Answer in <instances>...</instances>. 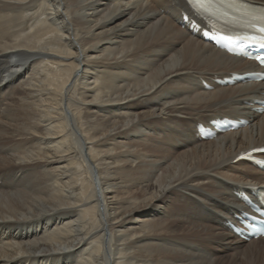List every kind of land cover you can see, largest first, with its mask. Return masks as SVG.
I'll return each mask as SVG.
<instances>
[{
  "label": "bare ground",
  "instance_id": "obj_1",
  "mask_svg": "<svg viewBox=\"0 0 264 264\" xmlns=\"http://www.w3.org/2000/svg\"><path fill=\"white\" fill-rule=\"evenodd\" d=\"M205 32L186 0H0V264H264L231 227L264 69Z\"/></svg>",
  "mask_w": 264,
  "mask_h": 264
},
{
  "label": "snow or ice",
  "instance_id": "obj_2",
  "mask_svg": "<svg viewBox=\"0 0 264 264\" xmlns=\"http://www.w3.org/2000/svg\"><path fill=\"white\" fill-rule=\"evenodd\" d=\"M194 2L201 7H211L214 4V0H194ZM249 26L257 29L261 34V41H264V16L254 17ZM225 39H231V37H225ZM261 151H264V149H261Z\"/></svg>",
  "mask_w": 264,
  "mask_h": 264
},
{
  "label": "rangeland",
  "instance_id": "obj_3",
  "mask_svg": "<svg viewBox=\"0 0 264 264\" xmlns=\"http://www.w3.org/2000/svg\"><path fill=\"white\" fill-rule=\"evenodd\" d=\"M232 227V226H231ZM228 251H225V252H221L222 254H224L225 255V253H227Z\"/></svg>",
  "mask_w": 264,
  "mask_h": 264
}]
</instances>
